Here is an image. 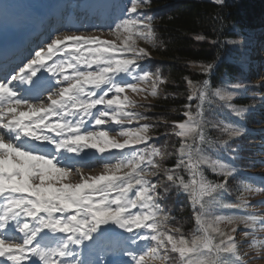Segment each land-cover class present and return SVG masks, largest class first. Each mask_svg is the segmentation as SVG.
Here are the masks:
<instances>
[{
    "label": "snow or ice",
    "instance_id": "snow-or-ice-1",
    "mask_svg": "<svg viewBox=\"0 0 264 264\" xmlns=\"http://www.w3.org/2000/svg\"><path fill=\"white\" fill-rule=\"evenodd\" d=\"M147 4L148 0H130L126 8L130 15L116 24L113 33L118 40L123 34L119 45L94 36L58 35L46 45V51L42 47L11 79L0 82V264H31L33 258L39 264H97L77 259L75 247L99 239L108 231L101 226L110 223L133 233L125 238L132 244L145 242L135 251L125 249L132 264H244L235 236L240 225L250 230L242 233L245 239L253 235L254 246L264 245L254 238L257 231L264 232V215L212 212L214 206L247 210L252 205L243 193L238 203L220 199L228 191V178L238 170L205 154L204 145L214 143L204 131L202 105L208 80L202 86L187 81L191 89L188 99L195 97L201 103L196 113L185 105L186 119L173 122V134L179 138L174 153L150 143L155 125L141 123L151 118L133 110L143 105L129 97L128 91L156 97L159 85L165 83L158 73L154 78L150 72L137 71L139 61L150 56L138 41L156 39L152 17L139 11ZM195 39L205 37L196 35ZM59 55L65 58L53 60ZM45 57L53 62L46 65ZM212 67L202 65L201 70L206 73ZM41 68L59 76L57 84L64 86L53 91L51 81L38 75ZM121 74L134 82L117 79ZM149 82L150 89L141 87ZM23 84L30 86L25 90L28 96L19 94L18 86ZM45 92L48 95L42 99ZM215 95L231 101L234 94L217 89ZM232 107L237 116L246 111ZM89 121L95 126L114 122L121 128L117 135L125 139L120 142L99 127L88 130ZM126 124L134 126L126 128ZM220 130L229 139L242 134L232 125ZM33 141L52 145L54 151ZM220 143L227 145V140ZM139 145L143 147H136ZM86 148L100 153L131 150L117 163H106L102 174L85 176L76 169L79 182H65L72 168L61 164L64 152L79 154ZM173 155L174 167L161 164ZM206 171L223 181L209 179ZM149 177H156L157 182ZM171 187L187 193L191 200L194 226L187 234L168 226L170 217L159 203L161 192L167 193ZM253 191L264 192V188L253 190L245 185L244 192ZM224 224L230 230H224Z\"/></svg>",
    "mask_w": 264,
    "mask_h": 264
},
{
    "label": "rangeland",
    "instance_id": "rangeland-1",
    "mask_svg": "<svg viewBox=\"0 0 264 264\" xmlns=\"http://www.w3.org/2000/svg\"><path fill=\"white\" fill-rule=\"evenodd\" d=\"M102 1L103 0H0V6H3L1 8V15L9 10L11 6L16 4L17 7L20 6L23 10L29 11L26 13L32 17V20L36 16L38 17L37 22H35L36 32L32 37L34 38L33 44L24 47L25 55L22 54L23 57L18 55L11 59V61L17 59L19 62L11 66L9 72L6 74H0V82H3L5 79H11V76L15 74V71L18 70L20 66L27 63L30 59L35 58V52L40 51L42 47H44L46 51V45L51 43V41L58 35L76 34L94 36L108 41H114L119 45L120 41L123 39V34L121 35L120 40H118L113 33L115 32L116 24L122 19L128 18L130 15V13L126 11V8L130 6V0H123L121 2L120 0H109L108 4L102 5L100 8L95 10V7L100 5ZM32 2L40 4L41 10H36V7L32 6ZM141 2H143V0H141ZM9 4L11 5L9 6ZM44 10H49L50 12L47 13L44 12ZM20 19V16H16L15 18L13 17V20L19 21ZM22 27L27 26L22 24ZM229 33L237 37L235 39H226L225 41V45L228 48V51H226L225 62L235 65L240 70V75L235 77L224 73L222 75L221 86L218 88L211 87L208 82L207 88L205 89L207 99L202 105L205 120L204 131L206 135L214 141V143L211 147L206 144L204 145V148L206 155L211 156L213 159H219L221 162L229 164L238 170L233 176L228 178L227 192L229 193L224 192L222 194L220 197L222 202H226L224 198L227 194H230L231 197L227 202L238 203V197L243 193L245 198L249 200L252 207L245 210L214 206L212 208V212L214 215L243 216L247 211H254L257 215H264V203H261L264 201V192L253 191V193H247L244 192L245 186H237L232 182V178L240 175L251 180L249 185L253 190L257 188H264V29L260 38L255 40L251 38V36H254L253 31L240 33L239 28L234 25L230 26ZM138 44L140 47H144L147 50L151 46V43L143 40L138 41ZM252 46L256 47L254 51H252ZM63 58H65L63 55H59L53 57V60ZM44 62L46 65H49L53 61L48 60L47 57H45ZM213 69L214 66L206 72L208 76ZM44 71L46 70L41 68L38 75H43ZM199 71L202 74H206L201 70V67L199 68ZM152 74L155 78L157 73L155 72ZM45 78L51 81L53 91H55L58 87L64 86L57 84V80L60 79V77L53 76L52 73H49V75L46 74ZM117 79L134 82L132 81V77L125 74H121L117 77ZM26 85L27 84L18 86L20 95H24V92L28 87V85ZM198 85L202 86V82ZM237 85H242V87H237ZM141 87L150 89V82L148 84L141 85ZM162 87V84H160L158 88V95L156 97H152L148 93L144 92L137 94L128 91L127 95L129 97L136 100L138 104L143 105L142 107H138L133 110L139 111L143 114L147 113L149 105L157 102L160 98ZM217 89H219L222 93H233L234 95L232 100H221L219 96L215 95ZM47 95V92L43 93L42 99H46ZM245 96H251V99H245ZM193 99L196 104L191 107V110L193 113H196L198 111L197 105L201 102L195 97H193ZM32 102L38 103L39 101L32 98ZM241 102L244 103V106L240 104ZM232 106H235L236 108H244L246 111L242 116H237L233 111ZM93 111H95V109H93ZM197 118L199 119V117ZM250 118L255 120V123H253L254 125H252V120ZM141 123L147 122L141 121ZM213 124L217 126L213 127ZM223 125H232L233 127L240 129L242 134L238 137H232L229 139L228 136L220 130ZM133 126L134 125H124L126 128H131ZM85 127L88 130H96L97 127L102 130H107L110 135L114 136L120 142H123L125 139V137L117 135L121 128L114 122H110L102 126H95L94 121H89ZM52 135H54V133H52ZM150 135L153 136L152 133H150ZM244 136L251 137L253 139L252 143L256 144L253 147L252 165L249 170H242L237 166L236 153L229 149L235 142L238 141L242 144H248L250 141L248 140V142L245 139L243 140ZM224 140H227V145H222L220 143V141ZM178 147L179 138L175 136L174 139L165 143L162 150L174 153L175 149ZM130 150L131 149L129 148L124 150L110 149L104 153H100L95 149L86 148L84 151L87 153V162H84L83 164L77 163L68 165L64 164L67 162L66 156H73V153L64 152L63 155L65 158L61 160V164L72 168V175L65 182H79V176L76 173V169H80L82 174L85 176L102 174L106 163H117L118 159L122 155L130 152ZM100 154L105 155L106 159H97ZM167 158L171 160L175 158V155L166 156L160 162H165ZM206 175H208L209 179L219 180L221 182L223 181V177H218L210 171H206ZM149 179L152 180L153 183L157 182L156 177H149ZM161 179L163 178L161 177ZM190 205L192 211L191 200ZM170 220L171 218L169 221ZM101 227L108 229L103 236L93 241H85L84 246L75 247V251L79 253L77 259L85 261L92 260L97 262V264H118V262L125 261V264H132L131 257L125 251V247L135 251L137 250V245L142 246L145 242L137 240V244L127 246L125 243H131V241L126 240L125 238L133 236V233L125 232L111 223L108 225H102ZM221 227L224 228V230H230L231 226L224 224L221 225ZM244 231L250 230L245 229L243 225H240L237 233L235 234L241 260L244 264H264V245L257 243L254 246L253 235H250L247 239H245L242 235ZM254 238L258 242L264 241V232L257 231L254 234ZM157 264H159V262H157Z\"/></svg>",
    "mask_w": 264,
    "mask_h": 264
},
{
    "label": "trees",
    "instance_id": "trees-1",
    "mask_svg": "<svg viewBox=\"0 0 264 264\" xmlns=\"http://www.w3.org/2000/svg\"><path fill=\"white\" fill-rule=\"evenodd\" d=\"M140 12L152 17L156 39L148 49L150 56L139 62L137 71L141 74L144 71L156 72L165 81L160 98L149 105L144 114L151 118L146 122L155 125L150 143L163 149L165 143L175 137L173 122L185 119L184 106L196 104L194 99H188L191 92L188 80L200 84L206 79L211 87L218 88L224 73L235 77L240 75L235 65L225 62L228 51L225 41L237 37L229 33L231 25L239 28L240 33L253 31V40L260 38L264 29V0H148ZM196 35H203L205 39L197 41ZM252 49L254 51L256 47L252 46ZM207 64L214 66L209 76L199 71L202 65ZM244 98L251 99V96ZM240 104L244 106L243 102ZM244 139L250 142L242 144L238 141L229 149L236 153L237 166L249 170L256 144L249 136H244ZM161 164L174 167L175 158H167ZM250 181L240 175L232 178L237 186L249 185ZM230 197L227 194L224 200L227 202ZM159 203L171 218L169 227H179L185 234L191 231L194 219L187 193L171 187L169 192H161Z\"/></svg>",
    "mask_w": 264,
    "mask_h": 264
},
{
    "label": "bare ground",
    "instance_id": "bare-ground-1",
    "mask_svg": "<svg viewBox=\"0 0 264 264\" xmlns=\"http://www.w3.org/2000/svg\"><path fill=\"white\" fill-rule=\"evenodd\" d=\"M32 4H33L32 6L36 7L35 8L36 10H38V11L41 10L40 4H36L35 2H32ZM10 5L11 4H9V6ZM2 7L3 6L1 5L0 6V13H1ZM26 12L28 13L29 11H25L22 9V7H20V6L17 7V5L15 4V5L11 6L9 8V10H7L4 14H2V15L0 14V16H1L0 17V45L3 47L5 46L4 49L0 50V70H4L8 66V64L11 62V59L13 58V54L16 55V52L19 50H20L19 52H22L21 44L23 43V41L28 40V41H25V42H28V46L33 44L34 38H32V37H33L34 33L36 32L35 22H37L38 17L36 16L32 20V17H30V15L27 14ZM44 12L48 13L50 11L44 10ZM16 16H18V17L20 16L21 19L19 21L13 20V17L15 18ZM22 24H24L27 27H22ZM24 55H25V53H24ZM7 68L9 69L10 67H7ZM44 70H46V69H44ZM46 74L49 75V72L47 73V71H44L42 76L46 77ZM29 87L30 86L28 85L27 88H29ZM24 96H28V93L26 91L24 92ZM32 143L38 144L41 148H46L50 152L54 151V146H52V145H45L43 142H35V141H33ZM66 157H67V162H71V163L72 162L78 163L79 161L87 162V158H86L87 153L85 151H83L79 154L73 153V156H66ZM100 158L102 160H105L106 156L103 154H100L97 159H100ZM67 162H65L64 164L68 165ZM125 244L127 246H131L132 243L128 242ZM0 259H3V258H0ZM125 263H126V261L125 262H118V264H125ZM31 264H39L38 259L33 258Z\"/></svg>",
    "mask_w": 264,
    "mask_h": 264
}]
</instances>
